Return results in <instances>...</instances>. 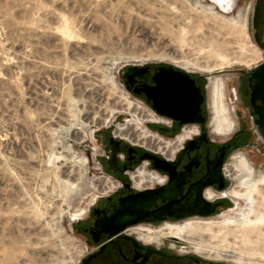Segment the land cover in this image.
I'll use <instances>...</instances> for the list:
<instances>
[{"label":"rangeland","instance_id":"374dc122","mask_svg":"<svg viewBox=\"0 0 264 264\" xmlns=\"http://www.w3.org/2000/svg\"><path fill=\"white\" fill-rule=\"evenodd\" d=\"M256 1L224 9L213 0H0V264L80 263L85 242L74 221L101 193L99 136L127 125V102L152 109L121 81L130 64H173L205 77L209 129L219 139L227 137L212 132L211 91L214 80L218 95L225 83L236 131L239 118L248 123L250 145L225 164L235 175L226 173L230 190L243 199L197 218L234 223L205 231L199 243L207 263L264 264V141L238 104L240 77L248 82L264 59L251 26ZM223 108L213 118L220 133L233 126ZM132 124L136 135L147 127L164 136L158 123Z\"/></svg>","mask_w":264,"mask_h":264},{"label":"flooded vegetation","instance_id":"af4514ba","mask_svg":"<svg viewBox=\"0 0 264 264\" xmlns=\"http://www.w3.org/2000/svg\"><path fill=\"white\" fill-rule=\"evenodd\" d=\"M257 1L259 5L257 25L253 29L252 14L251 26L254 31L258 32V43H261L262 40L264 41V0ZM169 65L143 64L134 67L130 64L122 70L121 81L131 95L152 107V102L144 91L145 85L155 86V75L160 72L161 67ZM191 75L206 96V86L203 83L206 78ZM246 76L247 74L244 73L240 77L238 104L240 108L247 111L249 119H252L254 109H251L250 101V74L248 82H246ZM216 82L217 80H214L211 91L213 117L210 126L213 129L212 132L218 136H225L226 139L215 138L212 135L209 129L210 113L206 100L202 106L203 122L181 124L170 118L169 126L150 122L155 120V112L134 102L137 106L146 109L149 114V117L136 116L148 122L147 124L149 122L160 124L158 128L164 136L175 138L178 132H182L186 127L181 142L174 144H172L173 141L171 144L160 142L164 152L133 146L125 140L115 138L114 135L106 137V134L101 133L99 136L103 150V157L99 160L101 171L113 176L116 183L104 177L97 179L94 186L101 193L94 198L86 213L74 221L75 231L82 235L85 242V251L79 264H212L198 260L196 254L181 249L183 248L182 243L191 244L190 242L164 234L169 226L189 222L218 221L196 219L218 216L235 207V200L243 199L236 193L237 188L230 190L231 181L226 173L234 178L233 168L227 164L225 172L224 167L234 150L242 147L246 141L250 145L248 123L244 117L239 118L236 131V121L233 117L231 118L232 113L230 115L223 82V104L224 107L226 104L233 126L230 132L220 133L216 130L218 125L213 119L215 115L213 89H215ZM131 113L124 114L131 116ZM241 114L243 116L242 112ZM132 120L133 116L126 123L127 126L135 123ZM116 135L126 139L118 132ZM112 138L115 140L114 143H112ZM147 154L152 155V159H143ZM155 161L163 169H157ZM143 170H154L163 179L159 182H152L140 174ZM144 192H147V195H150L155 202L150 209L152 212L150 216L128 225H125L123 221L109 223L110 217L124 198ZM167 206L172 207V211H194L203 212V214L196 213L184 217L171 216L163 213ZM200 255L203 256V254Z\"/></svg>","mask_w":264,"mask_h":264},{"label":"water","instance_id":"95a60500","mask_svg":"<svg viewBox=\"0 0 264 264\" xmlns=\"http://www.w3.org/2000/svg\"><path fill=\"white\" fill-rule=\"evenodd\" d=\"M258 1L253 9V29L257 25ZM253 37L258 42V32H253ZM143 64H133L134 67ZM250 101L252 113V124L254 130L264 141V59L262 62L250 69ZM192 73L184 68L170 64L161 67L159 73L154 77L155 86L145 85L144 91L152 102V109L161 116L172 118L181 124L203 122L202 106L206 96L202 88L196 84ZM256 116V117H255ZM115 140H112L114 143ZM143 159H152V155H145ZM157 169H163L155 161ZM147 192L130 195L121 201L120 206L110 217L109 223L123 221L125 225L137 223L146 219L152 212L151 207L155 203ZM172 205V204H171ZM163 213L171 216L184 217L203 212H177L172 211V207H165ZM198 260L205 261L204 257L196 254ZM219 264V263H215Z\"/></svg>","mask_w":264,"mask_h":264},{"label":"bare ground","instance_id":"6f19581e","mask_svg":"<svg viewBox=\"0 0 264 264\" xmlns=\"http://www.w3.org/2000/svg\"><path fill=\"white\" fill-rule=\"evenodd\" d=\"M213 1L216 4H218L219 6H221V7H223L225 9V8H227V5L228 4L230 5V2L233 1V0H213ZM222 97H223V91L222 90H220L219 95L216 94V92L214 93V108H215V111L218 112V113H222L224 111L223 110L224 109L223 108V104H222L223 103ZM120 108L123 109V110H125V111H128V112H121V113H129L130 114L132 112L131 113L132 114L131 116H133V120L135 122H137L138 124H140V125L142 124L143 126H146L147 125L148 122L142 121V120H140L136 116V115H138V116H142V117H149V114H148V111L147 110H145V109H139L137 106L132 105L130 102H127L125 105L121 106ZM154 116L156 117L155 120L154 121H150V122H160L159 119H158V117L155 115V113H154ZM226 119L227 118L224 115L222 117L221 121H223V120L225 121ZM99 123L100 124L106 123V121L105 122L100 121ZM95 124H96V122H94V120H93V125H95ZM134 125L133 124H129L128 126L126 125L127 127L126 126L121 127L119 125L118 128H117L118 129V134L121 135L122 137H125L126 140L133 141L136 144L147 145L148 147H151V148H154V149H157L159 151L164 152L163 146L160 145L161 144L160 142L163 143V141H161V140H159V141L153 140L152 137H148L146 135V133H144L145 132V129H142V132L138 133L139 135H136L138 129ZM219 125L220 124L218 123V126ZM184 131H186V128L184 129ZM182 140H183V135L178 140L172 142V144L179 143ZM168 143L171 144V142H168ZM148 180H150V179H148ZM74 187H76V186L73 185V188ZM242 193L246 196V198L249 195L248 194L249 193L248 191H242ZM239 200L240 199L237 200L238 203H240ZM247 200H249V199L247 198ZM248 220H249V222H252V219L250 217L247 220H245V221H248ZM259 220H261L262 222H264V214L259 217ZM243 222H241L240 226L243 225ZM222 223H223L222 221L221 222L220 221H217V222L214 221V222H208V223H203V222H189V223H186V224H183V225L169 226L167 229H165V234L164 235L184 239V240L190 242L191 245H193L194 249H197V250L199 249V251H200L199 252V255L200 254H203V255H206L207 256L206 253L201 252L203 250L201 249V246H200V243H201L200 240L202 239L203 234H204L205 231H208L210 229H213V228H215L217 226H221ZM223 224L231 225V224H234V223L231 222V221H228L227 223H223ZM247 227H250V226L247 225ZM199 241H200V243H199Z\"/></svg>","mask_w":264,"mask_h":264},{"label":"built area","instance_id":"2783aa9c","mask_svg":"<svg viewBox=\"0 0 264 264\" xmlns=\"http://www.w3.org/2000/svg\"><path fill=\"white\" fill-rule=\"evenodd\" d=\"M152 110H153V109H152ZM153 111H154V110H153ZM155 114L158 116V119H159V121H160V122H158V123H161L162 125H166V126H169V125L171 124V119H170V118L165 117V116H161V115L157 114L156 112H155ZM145 128H146V129H145V132H144V133H146V135H147L148 137H152L153 140H157V141L161 140V141H163V142L168 143V142H171V141L174 142V141L178 140V139L183 135V133H184V129H185L186 127L182 130V134H181V133H178V134L176 135V137H175L174 140H169V139L165 138V136H162V135H160V134H158V133H155V132L149 130L147 127H145ZM115 133H116V131H115ZM114 137H115V138L118 137V139L125 140V141L129 142V143H130L131 145H133V146H141V147H144V148H146V149H148V150H150V151H155V150H157V149H154V148L148 147L147 145L136 144V143L133 142V141L123 139V138L117 136L116 134H115ZM157 151H159V150H157ZM160 152H161V151H160ZM98 155H99V156H103V150H102L101 148L98 150ZM121 157H123L122 154H121ZM99 164H100V163H99ZM100 169H101V166H100ZM224 170H225V172H226V166L224 167ZM140 174H141L142 176L144 175L145 177H147L148 179H150V181H152V182H159V181H161V180L163 179L162 176L159 175V174H158L156 171H154V170H153V171H145V170H143ZM103 177L106 178V179H110L112 182L116 183V180H115V179H112L111 176H109V175H107V174H104V173H103Z\"/></svg>","mask_w":264,"mask_h":264}]
</instances>
